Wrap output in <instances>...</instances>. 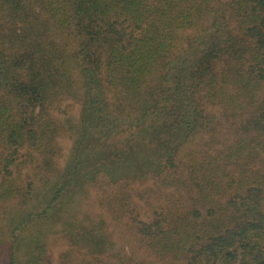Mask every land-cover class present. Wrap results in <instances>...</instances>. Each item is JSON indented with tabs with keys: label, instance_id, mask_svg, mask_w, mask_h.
<instances>
[{
	"label": "trees",
	"instance_id": "1",
	"mask_svg": "<svg viewBox=\"0 0 264 264\" xmlns=\"http://www.w3.org/2000/svg\"><path fill=\"white\" fill-rule=\"evenodd\" d=\"M0 264H264V0H0Z\"/></svg>",
	"mask_w": 264,
	"mask_h": 264
}]
</instances>
